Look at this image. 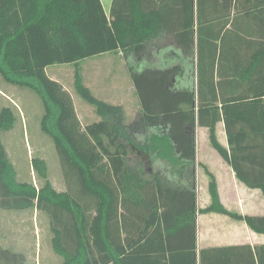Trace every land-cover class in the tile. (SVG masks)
<instances>
[{
    "label": "trees",
    "instance_id": "16d2710c",
    "mask_svg": "<svg viewBox=\"0 0 264 264\" xmlns=\"http://www.w3.org/2000/svg\"><path fill=\"white\" fill-rule=\"evenodd\" d=\"M108 54L124 55L140 114L127 123L77 72V95L101 119L83 127L46 70ZM0 76L40 96L68 187L55 191L39 160L43 186L18 183L0 142V212L46 214L62 264H264V246L198 249V215L262 236L264 217L226 210L207 169L206 209L196 191V132L206 129L237 180L264 198V0H113L109 15L102 0H0ZM15 124L2 109L0 134ZM24 262L0 247V264Z\"/></svg>",
    "mask_w": 264,
    "mask_h": 264
},
{
    "label": "rangeland",
    "instance_id": "374dc122",
    "mask_svg": "<svg viewBox=\"0 0 264 264\" xmlns=\"http://www.w3.org/2000/svg\"><path fill=\"white\" fill-rule=\"evenodd\" d=\"M112 1L113 0H102L107 15L110 13ZM109 55L110 54L101 56L104 57L103 59H99L101 58L99 57L86 60L85 62L80 63V65L55 66L47 70L48 76H56L70 93L75 109L79 108V117L83 127L100 122L101 119L96 114L95 109L93 108L90 110L92 106L88 105L77 95L74 87L75 76L77 72H79V75L84 78V86L90 90L97 100L102 101V98H108L109 94L112 92L109 86L103 87L101 75H106V73H104L105 69H101V67L111 65V63L116 66L120 64L122 60L125 67L127 64L123 58L124 55H117L116 58L115 56ZM164 57L159 60L162 64L167 59L166 56ZM84 65L86 66L84 67ZM126 69L129 75V68L126 67ZM118 75L125 79L124 75L119 73ZM86 82L90 88L85 85ZM122 82L124 91H129L130 86L127 81L122 80ZM10 88L14 89L16 93H10L8 91ZM0 91L7 96H10L9 98L12 100H10L12 105H9V103L3 100L0 96L2 104V106L0 105V108L12 109L16 119V124L13 130L0 134V142L3 144L9 162L16 172L18 183L34 184V186L38 188L43 186V184H40L39 175L34 171L33 167V160H39L44 162L47 167L49 181L54 190L58 193H66L68 187L64 180L60 159L55 150V146L50 137L42 131L41 125L44 111L40 96L30 90L8 84L1 76ZM79 105L90 109H83ZM125 118L127 123L134 121V119L127 118L126 115ZM201 136L202 135L199 136L200 142L203 141ZM201 156L200 160H202L203 163H212L215 160L214 156H205L204 154H201ZM201 179L202 181H207V178H204V175ZM204 184L200 183L199 190L201 209L205 207V204L207 203L206 201H210ZM258 205H260V203H258ZM233 211L236 213L235 208ZM0 215L2 216V220H0V247L13 254H18L22 259H25L24 264L63 263V258L58 256L54 252L52 246L48 244V236H50L51 230L48 228L46 229L45 222L47 221V223L50 224V219L46 214L37 211V214L34 216L33 211H27L17 213L0 212ZM200 225L201 231L203 229L205 233H208L207 238L211 239L213 216L201 218ZM40 233L42 235H40ZM202 245L203 242L201 243V246Z\"/></svg>",
    "mask_w": 264,
    "mask_h": 264
},
{
    "label": "crops",
    "instance_id": "0c3cea01",
    "mask_svg": "<svg viewBox=\"0 0 264 264\" xmlns=\"http://www.w3.org/2000/svg\"><path fill=\"white\" fill-rule=\"evenodd\" d=\"M110 55L115 56L116 58L117 55L120 56L122 54H110ZM103 58L104 57H101L99 59H103ZM122 62L123 60L121 61L120 64L116 66H114L113 63H111V65H106L104 67H101V69L102 68L105 69L104 73H106V75H101L103 87L109 86L112 92L111 94H109L108 98H105V99L102 98V102L107 103L109 105L123 108L126 117L129 119L135 120V118L139 116L141 109H140V105L138 102V98L135 94V91L132 85L131 76L128 75V71L125 67V64H123ZM85 66L86 65H84V67ZM47 70H46V74H47ZM118 73L124 75L125 79H123V77L118 75ZM48 77L51 80L62 85V83L58 80V78H56V76L55 77L48 76ZM122 80L127 81L128 85L130 86L129 91H124ZM83 82L85 81L83 80ZM85 85L88 86L87 82L85 83ZM8 91L12 94L16 93V91H14V89L12 88L8 89ZM0 96L3 100L8 102L9 105H12L10 102L11 98H9L10 96H7L1 91H0ZM0 105L2 106L1 101H0ZM79 106L86 110L90 109L87 107H83L82 105H79ZM2 109L4 108L1 107L0 111ZM92 109L93 107L90 110ZM75 110L80 120L79 108H76ZM43 111H44V108H43ZM200 135H202L201 137L203 138L202 142L199 141ZM217 136H218V140L221 143V145L227 147V138H226L225 129L223 125L218 126ZM196 144H197L196 191H197L198 208L201 209L200 208L201 206L200 205V193H199L200 183L202 184L206 183L204 184V186L206 187L207 194L209 195V190H208L209 179L206 176V172H205V168H206L216 179L220 203L226 210L230 212H234L233 209L235 208L236 213L239 215H242L243 217L244 216L264 217V198L262 194L259 191H253V190L247 189L246 187H244L243 184H241L237 180L233 169L229 165H227L220 158L218 153L211 147L208 130L206 129L197 130ZM201 154H204L205 156L209 155L211 157L214 156L215 160L212 163L211 162L203 163V161L200 160V158L202 157ZM203 175H204V178L205 177L207 178V181H202L201 178ZM209 200H210V195H209ZM206 202L207 203L205 204V207H203L202 209H206L210 205V201L209 202L206 201ZM258 203H260V205H258ZM10 213H17V212H10ZM33 213L35 216L37 214V211L34 210ZM208 216H213V230H212L211 239L207 238L208 233H205L203 229L201 231V225H200V219L204 217H208ZM0 220H2V216L0 217ZM45 224H46V229L48 228L49 230H51V226L50 224L47 223V221L45 222ZM50 232L51 234L50 236H48V244L52 246V240H53L52 235L53 234H52V231ZM40 235L42 234L40 233ZM202 242H203V245L201 246ZM197 244H198L199 250L226 248V247H245V246H248L254 250L256 247L264 246V236L253 233L246 224L241 223V222H236L221 214L198 215Z\"/></svg>",
    "mask_w": 264,
    "mask_h": 264
}]
</instances>
